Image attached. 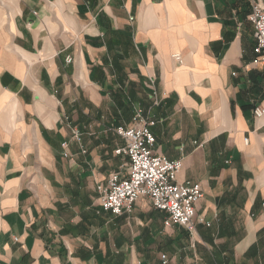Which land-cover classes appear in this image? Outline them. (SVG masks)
Instances as JSON below:
<instances>
[{
    "label": "crops",
    "instance_id": "crops-1",
    "mask_svg": "<svg viewBox=\"0 0 264 264\" xmlns=\"http://www.w3.org/2000/svg\"><path fill=\"white\" fill-rule=\"evenodd\" d=\"M254 2L0 0V264H264ZM134 105L154 114V152L183 157L177 180L202 187L193 234L145 198L101 206Z\"/></svg>",
    "mask_w": 264,
    "mask_h": 264
},
{
    "label": "built area",
    "instance_id": "built-area-1",
    "mask_svg": "<svg viewBox=\"0 0 264 264\" xmlns=\"http://www.w3.org/2000/svg\"><path fill=\"white\" fill-rule=\"evenodd\" d=\"M254 35V58L252 65H264V7L254 2L248 13ZM175 62H182L180 53L171 55ZM72 58L67 57L66 62ZM132 126H119L116 133L125 141L114 150L115 155L126 157V174L112 172L103 185H97L102 208L115 216L131 213L137 199L145 198L151 205L167 215L165 224L178 225L193 234L196 224L195 206L203 196L200 184L179 182L177 174L182 167V158L171 159L154 152L155 137L152 127L155 117L151 110L138 105L133 107ZM255 119L264 115V107L257 105L252 110ZM73 141H80V132L71 127ZM68 141L61 143L62 156H68ZM82 152H85L82 150ZM164 255L161 258L164 259Z\"/></svg>",
    "mask_w": 264,
    "mask_h": 264
}]
</instances>
